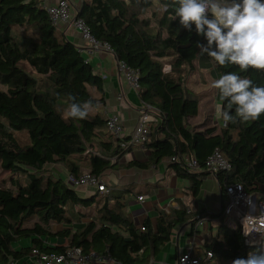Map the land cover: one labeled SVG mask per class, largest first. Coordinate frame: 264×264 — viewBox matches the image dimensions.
Segmentation results:
<instances>
[{
  "label": "trees",
  "instance_id": "1",
  "mask_svg": "<svg viewBox=\"0 0 264 264\" xmlns=\"http://www.w3.org/2000/svg\"><path fill=\"white\" fill-rule=\"evenodd\" d=\"M164 2L157 0L160 8L147 16L153 0H82L75 16L118 61L137 71L139 98L152 108L151 137L144 144L150 154L126 167L149 169L170 159L172 171L187 179L191 195L197 196L203 177L210 174L206 160L215 149L231 164L229 171L214 174L223 208L212 215L220 220L217 236L203 245L205 252H212L206 264H231L247 258L249 251H260L221 217L228 185L238 182L248 193L264 194V115L248 122L237 118L227 127L208 121L202 128L191 127L199 100L185 81L196 67V42L206 40L194 27L191 33L181 28L172 10L162 11ZM213 69L221 75L239 73L236 66L214 62ZM240 74L264 86V70ZM0 83L7 86L0 89V165L9 173V184L0 183V264H34V249L63 253L70 247L107 254L122 264H149L177 225L192 220L194 231L195 223L206 216L204 211L191 214L179 203L170 213L158 211L155 222L146 219L142 230L126 210L128 200L139 194L135 186L82 196L54 170L61 167L77 175L88 170L102 176L119 168V159L132 148L124 151L107 130L108 117L100 111L103 77L57 30L41 0H0ZM69 95L77 102L92 101L86 119L66 116ZM191 155L200 170L187 165ZM51 239L55 243H47ZM22 240L29 244L20 245Z\"/></svg>",
  "mask_w": 264,
  "mask_h": 264
},
{
  "label": "crops",
  "instance_id": "2",
  "mask_svg": "<svg viewBox=\"0 0 264 264\" xmlns=\"http://www.w3.org/2000/svg\"><path fill=\"white\" fill-rule=\"evenodd\" d=\"M57 1L58 0H43L42 3L44 6H48ZM69 1L72 4L73 16H75L76 9L80 6L82 0ZM57 27L60 33L65 35V37L80 49L83 56L93 66L95 72L103 77L105 100L102 105V112H104L107 117L113 113L118 114L123 123L125 133L127 135L130 134L138 122L143 106L138 92L127 84L122 74L119 72V61L115 54L112 50H107L103 47H94L92 43L86 40L82 33L74 27L72 22H60ZM216 105L218 106V104ZM214 121L219 123L222 122L220 118H215ZM149 154L150 152L144 146L133 147L130 151H127L121 156V160L119 159V163L121 164L119 168L109 169L102 175L104 176L107 174L106 177L109 182L107 185L110 189L122 188L125 185H133L135 186V190L139 191L138 195L128 200L126 207L133 222L137 226H142L146 219L155 222L159 214L158 211L167 210L171 205L174 210L178 208L179 203H182L186 207L187 212L191 214L204 211L206 215L204 217L206 220L205 225L196 228L195 223L194 231H192V220L177 225L172 231L170 240L163 246L162 250L149 261V264H175L178 255L191 241L195 242L200 248L201 253H205L203 247L204 242L217 236L218 226L220 225V220L214 219L212 215L221 212L223 208L222 193L216 177L212 174L204 176L200 193L197 196H193L188 188L189 181L177 177L172 171L170 159H166L158 166L149 169H139L136 167L128 168L125 165V168H123V164L131 160L145 161ZM54 169L58 173L66 174V176L69 172L61 167H54ZM159 179L160 181L156 183L155 181ZM156 188H158L157 193H152ZM262 188L264 189V184ZM77 190L82 196H90L97 192L96 188L93 186H81ZM256 195H262L261 197H264L263 193H257ZM139 196H143V198L139 199ZM88 220L89 219H83V222ZM216 221L218 224L215 223ZM221 222L223 223L222 217ZM60 227L61 226L58 225L57 229ZM202 231H204V234ZM55 241L56 239H51L48 240L47 243H55ZM19 244L28 245L29 241L22 240ZM209 261L208 259L203 264ZM90 264L112 263L95 261Z\"/></svg>",
  "mask_w": 264,
  "mask_h": 264
},
{
  "label": "clouds",
  "instance_id": "3",
  "mask_svg": "<svg viewBox=\"0 0 264 264\" xmlns=\"http://www.w3.org/2000/svg\"><path fill=\"white\" fill-rule=\"evenodd\" d=\"M164 12L172 10L181 28L193 31L206 40L196 42L198 55L207 56L229 71L214 80L224 101L217 106L218 117L225 127L229 123L258 120L264 115V86H257L246 73L249 69L264 70V0H165ZM66 116L86 119L92 101L77 102L68 96ZM234 113V114H233ZM231 264H264V251H249L247 258H236Z\"/></svg>",
  "mask_w": 264,
  "mask_h": 264
},
{
  "label": "built area",
  "instance_id": "4",
  "mask_svg": "<svg viewBox=\"0 0 264 264\" xmlns=\"http://www.w3.org/2000/svg\"><path fill=\"white\" fill-rule=\"evenodd\" d=\"M43 1V0H41ZM50 20L58 25L60 22H72L83 37L90 41L96 48L103 47L111 50L108 45L97 42L90 34L89 29L83 19L73 16L69 0H58L56 3L45 6ZM118 70L122 74L127 84L139 92L140 85L137 71L131 69L126 64L118 62ZM143 111L138 118V122L130 134H126L121 118L118 114H111L107 118V130L115 140L120 142L124 151L133 147H142L151 137V121L154 117L149 114L151 106L144 104ZM128 137V138H127ZM127 138V139H126ZM177 160L178 157H173ZM187 165L193 170H200L199 164L193 155L187 160ZM232 168L229 161L223 156L219 149H215L205 163V169L212 175L218 171H229ZM66 182L72 187L93 186L96 191L108 193L110 188L103 180L102 176L94 175L90 172L74 174L68 172ZM226 203L222 211L223 223L228 228L241 230L244 241L249 246L257 247L264 251V197L248 193L241 183H232L225 190ZM143 196H139L142 199ZM205 218L196 223V228L205 225ZM145 230L143 226H140ZM34 264H90L95 261L110 262L112 264H122L113 260L107 254L97 252L85 253L80 247H70L63 253L40 252L34 249L31 253ZM212 257V252L201 253L200 248L191 241L186 248L178 255L175 264H203ZM9 264H16L14 261Z\"/></svg>",
  "mask_w": 264,
  "mask_h": 264
},
{
  "label": "rangeland",
  "instance_id": "5",
  "mask_svg": "<svg viewBox=\"0 0 264 264\" xmlns=\"http://www.w3.org/2000/svg\"><path fill=\"white\" fill-rule=\"evenodd\" d=\"M153 1H154L155 6H153L152 9L146 10L147 16H150L151 13L153 12V10H156V8L157 9L160 8V6L157 3V0H153ZM70 4H71V2H70ZM71 8H72V4H71ZM57 29H58V27H57ZM195 66L196 67H195L194 71L189 73V75H187L185 83H186V86L188 87V89L190 90V92L192 93L191 95H194V97L199 100V113L197 116L190 118V125H191V127L196 126L198 128H202L201 124H203V122H205V121L213 122V123H219V122H215L214 120H215V118H219V117H217L218 113H217V105L216 104L221 105L222 98L219 94V90L212 87V83L214 80L218 79L221 76V74L216 72L213 69V62L211 60L204 59V57H202L200 55L198 56L197 60L195 61ZM167 68H168V66H167ZM27 69L30 70V67L28 65H27ZM0 89L1 90H7V86L0 83ZM100 109H101V111H103L102 106L100 107ZM149 114L153 115L152 111ZM219 125H222V122H220ZM125 164L126 163H124L123 166ZM123 168H125V166ZM85 172H87V171H85ZM59 175L61 176L62 180L66 182V174L59 173ZM106 176H107V174L102 176V178H103V180H105V182L107 184H109ZM8 179H9V173L7 171H4L0 165V183L9 184ZM159 181H160V179L155 181V182L158 183ZM79 187H81V186H79ZM79 187H75V188L78 189ZM157 190H158V188L153 190L152 193H157ZM258 196H262V195H258ZM176 205H177V203H176ZM157 208H159V207H157ZM172 210H173V207L171 205L168 207L167 210H163V211L170 213ZM215 223L218 224L217 221ZM216 224H213V225H216ZM57 226L58 225H55L54 227L57 229ZM202 233L204 234V231H202Z\"/></svg>",
  "mask_w": 264,
  "mask_h": 264
}]
</instances>
